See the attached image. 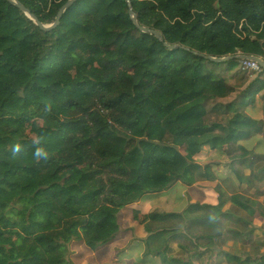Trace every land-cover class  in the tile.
<instances>
[{
  "label": "trees",
  "instance_id": "16d2710c",
  "mask_svg": "<svg viewBox=\"0 0 264 264\" xmlns=\"http://www.w3.org/2000/svg\"><path fill=\"white\" fill-rule=\"evenodd\" d=\"M17 1L49 26L67 0ZM128 1L137 26L162 42L139 31L125 0H78L47 32L0 0V237L20 234L50 254L44 264H74L80 247L112 244L115 236L82 241L95 213L114 217L174 184L211 181L198 163L207 153L244 141L250 165L264 163V69L238 59L264 61V0ZM241 64L256 69L237 89L228 82ZM166 218L148 223L144 257L192 264L168 254L188 222ZM200 239L213 240L190 238ZM11 249L0 244V264H16Z\"/></svg>",
  "mask_w": 264,
  "mask_h": 264
},
{
  "label": "crops",
  "instance_id": "0c3cea01",
  "mask_svg": "<svg viewBox=\"0 0 264 264\" xmlns=\"http://www.w3.org/2000/svg\"><path fill=\"white\" fill-rule=\"evenodd\" d=\"M257 116L263 118L261 112ZM224 150H231L232 154L223 156ZM224 150L207 153L198 162L211 181L192 187L174 184L164 193L144 196L114 217L93 214L90 224L80 229L82 241L97 243L111 236L115 239L98 250L80 247L81 256L73 259V263L162 264L154 255L144 257L143 241L150 235L146 228L148 223L160 222L164 217L188 222L179 235L168 241V254L173 258L192 264H237L232 258L244 260L264 256V176H258L263 173L264 163L250 165V152L254 148L244 141L231 143ZM258 152L260 150L253 151L254 154ZM210 216L216 219L204 222ZM194 237L213 240L208 244L200 239L195 246L190 240ZM6 241L0 237V244ZM15 250L12 247L10 259ZM38 255V262L33 258L23 263L44 264V256Z\"/></svg>",
  "mask_w": 264,
  "mask_h": 264
},
{
  "label": "rangeland",
  "instance_id": "374dc122",
  "mask_svg": "<svg viewBox=\"0 0 264 264\" xmlns=\"http://www.w3.org/2000/svg\"><path fill=\"white\" fill-rule=\"evenodd\" d=\"M252 69H250L246 64H241V67L237 71V77L234 79H231L228 83L231 85H234L237 89H241L245 81H241L240 75H250ZM234 80V81H233ZM236 95V94H235ZM187 154L188 151L186 150ZM40 201H47L51 207H54L58 210V207L56 206V199H52L50 197H45V199H39ZM52 202V204H51ZM5 239L7 240L5 244H8L11 248L15 246V251L13 252V257L11 258L12 261H16V264H24L23 261H26L28 257H31V260L34 258V262H38L40 260V256L38 254H41L44 256L45 260L50 261V254L46 256V252H43V249L36 246L33 242H27L28 239H25L26 241H22V237L20 234L15 233L14 231H7L5 235ZM33 256V257H32ZM41 256V259H42ZM29 262V261H28Z\"/></svg>",
  "mask_w": 264,
  "mask_h": 264
},
{
  "label": "water",
  "instance_id": "95a60500",
  "mask_svg": "<svg viewBox=\"0 0 264 264\" xmlns=\"http://www.w3.org/2000/svg\"><path fill=\"white\" fill-rule=\"evenodd\" d=\"M5 1L8 4L16 7L22 14H24L30 21H32L40 30L47 32V31L55 29L59 25L60 20H61L62 16L65 14V12L75 2H77L78 0H67L63 4V6L58 10V12L56 14V17H55V20H54V23L49 25V26L41 24L37 20V18L34 15H32L29 10H27L25 7H23L17 0H5ZM125 1L128 4V9H129L128 10V15H129L132 23L137 26V24H136V16L132 12V9H131V7L129 5V1L128 0H125ZM137 28L142 33H150V34H152L159 42H162V36L160 35V33L156 32V31H151V30H148L146 28L139 27V26H137ZM167 48L169 50H172L173 48H175V46H167ZM205 59L210 61V62L216 63V64H221V63L230 61L233 58L232 57H228V58L218 59V58H212V57H205ZM238 59L254 63L255 65H257L260 68L264 69V61L261 60V59H258V58L252 57V56H240V57H238Z\"/></svg>",
  "mask_w": 264,
  "mask_h": 264
},
{
  "label": "clouds",
  "instance_id": "9594fccd",
  "mask_svg": "<svg viewBox=\"0 0 264 264\" xmlns=\"http://www.w3.org/2000/svg\"><path fill=\"white\" fill-rule=\"evenodd\" d=\"M35 144L39 145L40 143V140L37 139L36 141H34ZM13 151L14 152H19L20 151V146L19 145H16L14 148H13ZM34 156L37 160H40V159H44V160H47L48 159V153L47 151L42 148V147H36L35 149V152H34Z\"/></svg>",
  "mask_w": 264,
  "mask_h": 264
},
{
  "label": "built area",
  "instance_id": "2783aa9c",
  "mask_svg": "<svg viewBox=\"0 0 264 264\" xmlns=\"http://www.w3.org/2000/svg\"><path fill=\"white\" fill-rule=\"evenodd\" d=\"M250 67H251L252 70L256 69V67L254 65H251Z\"/></svg>",
  "mask_w": 264,
  "mask_h": 264
}]
</instances>
